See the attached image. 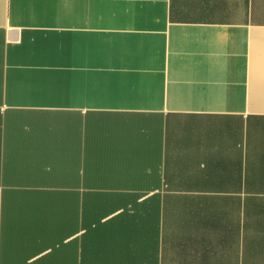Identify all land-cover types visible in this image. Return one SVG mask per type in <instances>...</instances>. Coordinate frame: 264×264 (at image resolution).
I'll list each match as a JSON object with an SVG mask.
<instances>
[{
    "label": "crops",
    "instance_id": "0c3cea01",
    "mask_svg": "<svg viewBox=\"0 0 264 264\" xmlns=\"http://www.w3.org/2000/svg\"><path fill=\"white\" fill-rule=\"evenodd\" d=\"M0 264H264V0H0Z\"/></svg>",
    "mask_w": 264,
    "mask_h": 264
}]
</instances>
